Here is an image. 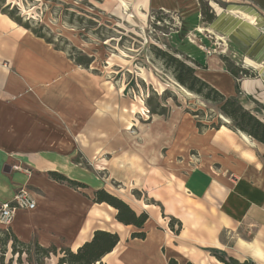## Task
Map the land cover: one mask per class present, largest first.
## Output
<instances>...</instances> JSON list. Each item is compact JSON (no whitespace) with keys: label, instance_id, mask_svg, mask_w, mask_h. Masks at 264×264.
<instances>
[{"label":"crops","instance_id":"0c3cea01","mask_svg":"<svg viewBox=\"0 0 264 264\" xmlns=\"http://www.w3.org/2000/svg\"><path fill=\"white\" fill-rule=\"evenodd\" d=\"M124 1L137 14L148 8L165 13L179 10L183 31L193 36L195 43L186 41L185 36L181 39L202 57L182 53L195 63L196 76L223 96H236L240 102L241 97L256 102L258 95L264 106L263 14L244 5H227L224 10L210 1L211 14L203 18L196 0ZM199 28L225 37L237 60L231 61L253 76L234 78L225 67V58L209 53L211 40L196 35ZM0 31L4 33L0 39V204L11 201L20 188L28 190L35 201L34 210L17 211L4 228L23 243L36 241L44 248L55 246L72 252L96 230L116 233L119 242L101 259L102 264H169L171 259L177 264H223L213 250L240 263L264 264L262 143L233 129L227 120L200 130L183 115L177 132L168 122L164 123L170 129L166 139L164 135L151 137L153 150L161 147L162 155L153 154L157 164L152 175L143 169V163H136L134 172L127 174L135 187L127 192L123 188L122 197L117 194L122 189L111 190L109 181L73 159L79 153L76 144L80 138L65 130L93 123L85 105L81 108L84 113L75 119L66 113L72 101L83 100L91 106L89 85L87 94L79 92V81L89 79V73L73 71L71 60L61 51L3 15ZM247 107L253 114L255 107ZM93 159L97 169L106 170L107 161L100 151ZM49 172L87 187L71 188L53 180ZM100 189L123 200L136 214H147L141 229L145 239L131 238L141 230L117 222L116 210L106 203L92 201L93 192ZM171 219L175 220L174 230L176 222L181 224L177 233L169 227Z\"/></svg>","mask_w":264,"mask_h":264},{"label":"rangeland","instance_id":"374dc122","mask_svg":"<svg viewBox=\"0 0 264 264\" xmlns=\"http://www.w3.org/2000/svg\"><path fill=\"white\" fill-rule=\"evenodd\" d=\"M1 1L0 11L5 7L6 13L14 10L15 16L28 25L30 32L34 30L42 35L43 41L47 43L49 40L53 49L61 51L71 60L73 71L89 73V79L86 77L79 81V92L87 94L89 85L90 94L93 96L91 106H87V102L84 104L82 100L72 101L69 103L71 107L69 104L65 107H69L66 113L72 120L76 115L84 113L81 108L85 105L86 109L89 108L93 123L65 130L73 138H80V144H76L79 153L73 159L83 169L109 181L111 190L122 189L119 192L113 191L114 193L117 192L123 197L124 190L127 192L135 187L127 174L134 172L136 163H143V169L148 171V175H152L153 167L157 164L153 154L159 156L162 152L161 147L153 150L151 137L154 139L156 135H164L166 139L170 129L164 123L172 122L176 132L183 115L189 116L196 125H200V130L222 124L225 120L232 124L221 113L219 104L207 101L181 86L175 80L172 69L167 68L154 55V48L168 52L196 71L195 63L182 54L191 52L193 48L186 42L190 35L183 31L184 23L179 10L177 13H165L148 8L137 14L129 5L125 10L118 0ZM196 1L199 2L203 18L211 14L210 1L224 10L227 5H244L243 7L252 8L264 15V0ZM218 6L215 9L219 10ZM0 15L8 18L1 12ZM199 30L197 36L205 35L213 43V49L208 50L209 53L222 55L225 58V67L241 69L232 62L237 60L225 37L215 32L207 34L202 29ZM3 35L0 31V39ZM184 36L186 41L181 39ZM190 37L191 42L195 43V38ZM191 53L199 59L202 58L201 55L198 56L197 50ZM87 58L90 59L87 67L77 63L86 62ZM245 71L247 76H253V73ZM242 76L245 75H239L238 78ZM28 91L31 89L28 88ZM73 92L75 95L78 93L77 90ZM255 97L256 102L241 97V104L244 108L248 104L251 109L255 107L261 110L253 114L264 122V110L260 108L263 104L258 95ZM153 109L163 115L152 114ZM96 151H100L107 161L106 170L96 168L93 159ZM110 177L112 180H109ZM132 194L140 196L136 192ZM0 229L8 228L2 226ZM8 257L7 255L6 259ZM56 262L57 258L52 255L45 264Z\"/></svg>","mask_w":264,"mask_h":264},{"label":"trees","instance_id":"16d2710c","mask_svg":"<svg viewBox=\"0 0 264 264\" xmlns=\"http://www.w3.org/2000/svg\"><path fill=\"white\" fill-rule=\"evenodd\" d=\"M1 2L2 1L0 0V3ZM6 9L7 7L0 12L7 15L10 20L17 23L19 26L27 30L29 29L28 25L23 24L21 19L15 16L14 10L6 13ZM208 18L210 20L212 16H209ZM32 33L39 38H43L42 35L37 34L34 30ZM47 43L51 42L47 40ZM154 55L156 58L162 60L167 68L172 69L175 80L181 86L186 88L189 92L201 96L207 101L219 104L221 113L232 121L231 126L233 129L247 134L255 141L264 145V122L259 120L250 111L246 110L243 105H241L238 97L227 98L223 96L216 89L198 78L192 67L187 65L184 61L177 59L173 54L154 48ZM188 59L189 58H187V60ZM77 63L87 67L90 63V59L87 58L86 62L78 61ZM227 71L234 78H237L239 75L247 76V72L243 69L227 68ZM235 93L236 95L240 93L238 85H235ZM260 106V108L264 110V106ZM253 111L258 113L261 112V110L259 111L257 108H254ZM152 114L163 115V113H157L154 109L152 110ZM48 174L53 180L67 184L71 188L78 189L87 187L85 184L70 180L62 174L55 172H49ZM92 201L94 203H106L114 208L116 210L115 220L125 226L132 225L141 230L148 218L147 214L144 212L136 214L123 200L109 194L103 189L93 192ZM173 222H175V220L171 219L169 227L173 232L177 233L181 228V224L176 222L177 229L174 230ZM145 236L146 234L142 230L131 234V238L137 239H145ZM118 242L119 237L116 233L96 230L93 232V236L89 241L84 242L75 252H72L68 248L57 249L55 246L44 248L36 241L23 243L15 237L10 229H0V264H45L52 255L57 258L56 264H102L101 259L110 253ZM212 253L217 260L223 264H253L251 262L240 263L237 260L221 255L214 250ZM7 255L9 257L6 259ZM169 264L177 263L171 259L169 260Z\"/></svg>","mask_w":264,"mask_h":264},{"label":"built area","instance_id":"2783aa9c","mask_svg":"<svg viewBox=\"0 0 264 264\" xmlns=\"http://www.w3.org/2000/svg\"><path fill=\"white\" fill-rule=\"evenodd\" d=\"M191 42L190 38H188ZM35 201L28 190L20 188L9 202L0 204V226L7 227L15 217L17 211H32Z\"/></svg>","mask_w":264,"mask_h":264},{"label":"bare ground","instance_id":"6f19581e","mask_svg":"<svg viewBox=\"0 0 264 264\" xmlns=\"http://www.w3.org/2000/svg\"><path fill=\"white\" fill-rule=\"evenodd\" d=\"M118 2L121 4V6H122L125 10H127L128 4H127L126 2H124V1H122V0H118ZM243 17H244V16H243Z\"/></svg>","mask_w":264,"mask_h":264}]
</instances>
